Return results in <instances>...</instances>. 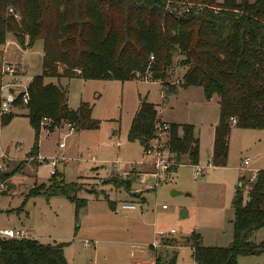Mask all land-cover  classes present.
Returning <instances> with one entry per match:
<instances>
[{
  "label": "trees",
  "instance_id": "16d2710c",
  "mask_svg": "<svg viewBox=\"0 0 264 264\" xmlns=\"http://www.w3.org/2000/svg\"><path fill=\"white\" fill-rule=\"evenodd\" d=\"M9 35L23 47L43 41L42 73L29 83L27 103H21L24 93L13 103L26 108L34 128L31 157L38 156L44 127H100L92 105L81 102L71 109L65 88L53 78H147L161 82L164 97L191 87L201 88L208 101L217 96L212 166H227L233 126L264 131V0H0V54ZM177 67L184 72L172 82ZM4 74L0 70V106ZM14 115L0 114V124H8ZM156 139L167 149L170 173L183 162L199 165L195 125L161 122L157 105L141 98L128 140L140 142L146 150ZM14 173L0 170V194L6 193ZM110 182L131 190L134 180L117 175ZM247 183L241 177L235 187L233 239L228 246L204 244L199 232L185 239L197 264H238L240 256L264 254V244L253 240L264 228V170L249 182L245 196ZM80 189V183L67 182L56 171L48 185L34 186L30 194L73 198L78 213L87 205L75 195ZM65 247L35 238L1 239L0 264H69ZM177 253L167 264H177Z\"/></svg>",
  "mask_w": 264,
  "mask_h": 264
},
{
  "label": "rangeland",
  "instance_id": "374dc122",
  "mask_svg": "<svg viewBox=\"0 0 264 264\" xmlns=\"http://www.w3.org/2000/svg\"><path fill=\"white\" fill-rule=\"evenodd\" d=\"M7 65L19 67L18 79L7 73L3 76V83L16 82L12 89L18 96L42 73L43 41L23 47L9 35L0 54V70L4 72ZM183 72L177 67L172 82ZM51 81L65 88L71 109L90 103L100 127L79 131L69 123L54 131L44 127L38 156L31 157L34 128L26 108L13 105L14 117L0 124V170L15 171L6 193L0 194V229H24L43 243H65L69 264H167L176 251L177 264H197L185 241L193 232L201 234L204 244L225 247L231 243L235 187L253 169L264 170L263 130L232 127L228 164L216 167L210 157L213 123L219 116L217 97L206 100L201 88L180 89L164 97L161 82L147 78L105 81L75 76ZM145 97L157 105L161 122L196 126L202 173L196 174V166L183 162L176 172L152 174L155 169L149 161L153 156L144 153L140 142L128 140L131 120ZM3 153L6 156L1 159ZM52 157H65L58 161V173L67 182L81 184L75 195L86 199L87 205L78 213L73 198L30 194L34 186L49 184L52 165L42 159ZM247 157L250 164L243 168ZM117 162L120 172L114 168ZM131 163L138 166L130 169ZM121 171L132 176V193L110 182L113 176L123 177ZM144 176V182L140 181ZM150 184L156 187L148 189ZM128 201L136 209L124 210L122 204ZM256 235L253 240L264 244V228ZM238 264H264V254L240 256Z\"/></svg>",
  "mask_w": 264,
  "mask_h": 264
},
{
  "label": "built area",
  "instance_id": "2783aa9c",
  "mask_svg": "<svg viewBox=\"0 0 264 264\" xmlns=\"http://www.w3.org/2000/svg\"><path fill=\"white\" fill-rule=\"evenodd\" d=\"M19 71V67L18 66H13V65H7L4 67V73H7L8 75L13 76V79H18V77H16L17 75H19L17 72ZM20 71H22V74L25 72L23 69H21ZM16 75V76H15ZM25 75V74H24ZM16 84V82L10 81L7 83H3L2 87H1V111L0 114L2 113H7L12 111V107H13V103L16 101L17 96H15V94L13 93V89L12 87ZM28 87V86H27ZM27 87L26 89L22 92L23 94V101L24 103H27L28 101V92H27ZM166 127V125H165ZM163 141V140H162ZM156 139L153 142L152 147H150L149 149L144 150V153L146 155L149 156H153V159H151L149 162V164H152L155 172H153L152 174L155 176H160L164 173H167L169 171V168L171 167L172 163L168 160V152L167 149L164 148V144L163 142ZM60 147H64L65 144L64 143H58ZM6 156V154H2V158ZM44 161L49 160L50 164L52 165V171L51 174L55 173L58 169H57V165H58V161H65V157L62 158H58V157H52L50 159H42ZM119 162L114 164V168L120 172L121 167H119L117 164ZM146 163V162H145ZM1 164V161H0ZM144 164L141 163L140 165ZM250 164V159L247 157L243 160L241 166L243 168H245L247 165ZM136 164L131 163L130 169L131 168H135ZM1 167V166H0ZM250 169V168H249ZM204 170L203 166L200 165H196V174H200L202 173ZM122 172V176L123 178L127 177V175L129 174V172ZM253 174L249 177L246 178L245 177V181L248 182L246 184V189H249V182H254L255 180H257L258 174L260 172L259 169H253ZM244 183V182H243ZM156 187L155 184H150L148 186V189H154ZM139 192V190H135V193ZM165 207V206H164ZM122 208L124 210H134L136 209V204L134 202H125L122 204ZM172 232H174V230H172ZM166 236V235H163ZM9 238H15V239H21V238H33L32 236H30L28 234V231H25L24 229H14V228H3L0 229V240L1 239H9ZM158 241L156 240L154 242V244H156Z\"/></svg>",
  "mask_w": 264,
  "mask_h": 264
},
{
  "label": "crops",
  "instance_id": "0c3cea01",
  "mask_svg": "<svg viewBox=\"0 0 264 264\" xmlns=\"http://www.w3.org/2000/svg\"><path fill=\"white\" fill-rule=\"evenodd\" d=\"M192 88V87H191ZM180 92V91H179ZM178 92V93H179ZM177 93V94H178ZM217 96H214L211 100H213L214 98H216ZM216 101V104L218 105V110H219V99H218V97L215 99ZM210 101V100H209ZM152 102V101H151ZM154 103V102H153ZM158 108V107H157ZM219 120V116L216 118V120H215V122L213 123V131H212V136H213V138H212V149H213V142H214V131H215V126H216V124H217V122H218V120ZM196 127V126H195ZM234 127V126H233ZM231 134H232V131H231V133H230V147H231ZM200 138V137H199ZM230 147H229V153H230ZM212 149H211V155H212ZM211 158V157H210ZM145 177H147V176H144V178L143 179H140V181H142V182H144V179H145ZM243 177V176H242ZM241 178V177H240ZM144 197H145V195H144ZM145 199H146V197H145ZM232 227H233V225H232ZM259 232H257V234H258ZM257 236V235H256ZM232 239H233V236H232ZM232 241V240H231Z\"/></svg>",
  "mask_w": 264,
  "mask_h": 264
},
{
  "label": "water",
  "instance_id": "95a60500",
  "mask_svg": "<svg viewBox=\"0 0 264 264\" xmlns=\"http://www.w3.org/2000/svg\"><path fill=\"white\" fill-rule=\"evenodd\" d=\"M173 194H175V195L176 194H181V192L180 191H174ZM183 216H184V213H183Z\"/></svg>",
  "mask_w": 264,
  "mask_h": 264
}]
</instances>
